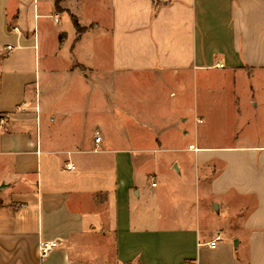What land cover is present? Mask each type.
Listing matches in <instances>:
<instances>
[{"label": "crops", "instance_id": "1", "mask_svg": "<svg viewBox=\"0 0 264 264\" xmlns=\"http://www.w3.org/2000/svg\"><path fill=\"white\" fill-rule=\"evenodd\" d=\"M0 264H264V0H0Z\"/></svg>", "mask_w": 264, "mask_h": 264}, {"label": "rangeland", "instance_id": "2", "mask_svg": "<svg viewBox=\"0 0 264 264\" xmlns=\"http://www.w3.org/2000/svg\"><path fill=\"white\" fill-rule=\"evenodd\" d=\"M209 143H214V142H209ZM190 145H195L194 130L191 131L190 135H188L186 137V140L183 142H169L168 143L169 151L165 153H161L159 155V158L156 157L158 158L157 162H158L160 171L165 175L169 174L170 176L174 177L175 180H181V176H179L176 173L168 172V168L170 164L172 163V161H180L181 164H187V165H189L192 162V159H191V156L193 155L192 152L186 153L184 151V150L189 151ZM178 148H180L181 151H176V149ZM165 177H168V176H165ZM193 202L196 204L199 203V202H196L195 200ZM215 220H216L215 218H213L212 220L210 219V217L206 218V221L210 223H216Z\"/></svg>", "mask_w": 264, "mask_h": 264}, {"label": "built area", "instance_id": "3", "mask_svg": "<svg viewBox=\"0 0 264 264\" xmlns=\"http://www.w3.org/2000/svg\"><path fill=\"white\" fill-rule=\"evenodd\" d=\"M55 21L58 22L57 19H55ZM9 48H10V47H9ZM221 67H222V66H221ZM100 142H101V136H100V133L97 132V133H96V136H95V143H96V144H100ZM191 148H192L193 150H196L194 147H191ZM67 169H68V170H73V169H74V166H73V165H68V166H67ZM156 185H157V183L154 181V182L152 183V186H153V187H156ZM220 240H221V236L219 235V236L216 237V239H215L213 242L210 243V246H211L212 248H215L216 245H217V243H218ZM58 247H59V242H58V241H43V242H41V243H40V246H39V252H40V256H41V258L43 259V258L47 257L48 254H49L52 250H54V249H56V248H58Z\"/></svg>", "mask_w": 264, "mask_h": 264}, {"label": "trees", "instance_id": "4", "mask_svg": "<svg viewBox=\"0 0 264 264\" xmlns=\"http://www.w3.org/2000/svg\"><path fill=\"white\" fill-rule=\"evenodd\" d=\"M58 2H60L61 0H57ZM74 24H75V27L80 30V26L78 24V22L76 20H74Z\"/></svg>", "mask_w": 264, "mask_h": 264}]
</instances>
